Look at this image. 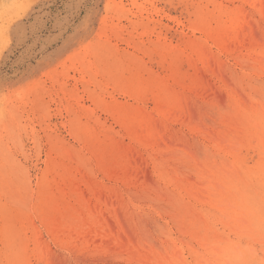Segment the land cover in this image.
Wrapping results in <instances>:
<instances>
[{
  "label": "rangeland",
  "instance_id": "1",
  "mask_svg": "<svg viewBox=\"0 0 264 264\" xmlns=\"http://www.w3.org/2000/svg\"><path fill=\"white\" fill-rule=\"evenodd\" d=\"M263 108L264 0H0V223L25 222L29 264L244 262L224 242L263 264L264 231L210 202Z\"/></svg>",
  "mask_w": 264,
  "mask_h": 264
},
{
  "label": "bare ground",
  "instance_id": "2",
  "mask_svg": "<svg viewBox=\"0 0 264 264\" xmlns=\"http://www.w3.org/2000/svg\"><path fill=\"white\" fill-rule=\"evenodd\" d=\"M218 27H219V29H222V28L225 29L226 25H219ZM202 30L210 37H212V34H214L213 31L208 30L206 28V26H204L202 28ZM223 43H224V41H223ZM204 62H209V59L205 57ZM191 83H192V80H191ZM176 94L169 91V89L166 88V86L160 82V83H156L153 96H154L156 103L160 107H163L164 104L173 105V106H175V105L180 106V105H182V103H181L182 101H181V98L179 100V97H177L178 94L177 95ZM255 107H257V106H255ZM167 108H169V107H167ZM255 109H257V108H255ZM249 111L250 110H248V112ZM261 111H262V109H261ZM166 113H167V111H166ZM253 113L252 114L254 116L252 118L254 120L253 122L256 125V135H257L258 140H259L258 159L255 160L254 163L250 167H246L245 169H243V171L241 173H239V171H237V170L235 171L233 169V167L228 168L227 170H225L226 172H224V173L219 172V173H221V174H219V176L221 177L220 178L221 179V181H220L221 185L219 182L216 183L213 180V182L216 183L217 186L219 183V186L218 187L212 186V187H215V189L217 188L216 189L217 193L215 191V195L212 196L210 202L211 201L214 202L213 205L215 204V207L219 208L221 211H225V213L227 212L226 216L227 215H229V216L233 215L234 216L235 219L232 220V222L235 224L234 229L236 228V230H237L240 228H242V229L244 228V229L248 230V232H245L246 234H248V233L251 234L253 232L256 233V231H257V234H261V229L264 231V113H262V114H261V112H260V114L259 113L255 114V112H253ZM121 123L124 125H127V123H129V122H127V119H121ZM132 127H134V133L136 135L140 136L141 138H143L145 136H149V135H155L156 133L159 132L158 127L155 123L148 121L147 119H142L138 116L134 117V119L132 120ZM229 149H228V151H230ZM231 149H235V148L231 147ZM237 159H239V158H237ZM237 161L238 160H236V162ZM232 162H234V161H232ZM114 163H115V161H114ZM239 163H241V162L239 161ZM238 165H240V164H238ZM222 171H224V170H222ZM217 180H218V178H217ZM217 180H215V181H217ZM213 182H212V184H214ZM256 182H258V186H255ZM216 184H214V185H216ZM258 196L263 197L261 199V202H259L257 200ZM56 202H58V201H56ZM57 209H58V211L57 210L56 211L58 213H60L59 208H57ZM8 212L7 213L5 212L6 214L3 215V217L1 218V223H0V240L4 246V247H2V250H0V264H29L26 224L22 219H20V218L16 219L15 217L11 216L12 213L8 214ZM100 212H102V211H100ZM55 214H54V216H56ZM71 216H73V215H71ZM233 216H231V217H233ZM231 219H228V220L230 221ZM228 220H226L227 223H228ZM94 223H95V221H94ZM222 223H224V222H222ZM58 225H59V223H58ZM57 227H59V226H57ZM242 231H244V230H242ZM212 235H213V233H212ZM203 238H205V237H203ZM206 242H204V245ZM223 244L224 245H222L220 250L218 247L220 255L222 254V252L224 254V252L227 251V254L230 257L233 254L234 257H236L238 260L240 258V259H243V261L245 262V259H246L245 255L246 254L244 255V253L239 250V248L237 246V245H239V243L237 245H235L234 242L233 243L231 242L229 244L224 242ZM214 248H216V247H214ZM214 248H213V250H214ZM227 254H225V255H227ZM217 258H219V256ZM227 258H228V256H227ZM228 260L225 261L226 264H227ZM238 260H236V261H238ZM253 260H255V259H253ZM253 260H251V261H253ZM251 261L249 259V262H251ZM222 262H224V261H222ZM231 262H233V260ZM239 262H237L236 264H238ZM244 262H242V263H244ZM262 263L264 264V260L262 261ZM245 264H249V263L245 262ZM252 264H254V263H252Z\"/></svg>",
  "mask_w": 264,
  "mask_h": 264
}]
</instances>
